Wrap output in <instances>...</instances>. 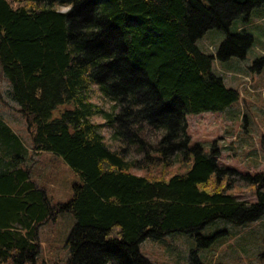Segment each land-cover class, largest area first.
<instances>
[{"label":"trees","instance_id":"trees-1","mask_svg":"<svg viewBox=\"0 0 264 264\" xmlns=\"http://www.w3.org/2000/svg\"><path fill=\"white\" fill-rule=\"evenodd\" d=\"M261 4L0 0V76L24 118L31 149L61 157L81 178L67 201L50 205L25 155L0 167V264H35L40 226L63 212L75 220L63 264H153L139 251L150 233L186 232L199 247L212 242L199 231L216 219L242 225L262 217L264 172L244 175L255 201L228 193L219 148L191 145L186 119L223 111L239 99L212 64L244 57L253 36L230 26ZM213 28L226 33L215 55L197 45ZM98 116L101 122L92 120ZM7 136L15 135L0 119V152L11 154L18 148ZM173 164L184 170L166 176ZM157 165L160 176L149 173ZM189 264H203L196 249Z\"/></svg>","mask_w":264,"mask_h":264},{"label":"rangeland","instance_id":"rangeland-1","mask_svg":"<svg viewBox=\"0 0 264 264\" xmlns=\"http://www.w3.org/2000/svg\"><path fill=\"white\" fill-rule=\"evenodd\" d=\"M243 27L253 36V43L244 57L232 56L225 61L215 58L212 64V72L221 76L227 86L236 88L239 99L223 111L189 113L186 119L191 145L200 143L208 150L214 143L219 148L217 164L228 170L221 176L222 183H229L226 191L239 199L253 202L256 199L255 187L244 175L264 172V64L254 65L256 58L264 56V4L253 8L247 20L236 18L230 30ZM225 34L223 30L209 29L197 40V45L201 50L215 55ZM93 101L105 109L109 107L108 102L96 95ZM17 107L8 94L7 81L0 76V119L31 148L24 118ZM63 108L60 106L56 109L54 115ZM92 120L101 122L102 118L98 116ZM101 132L106 141L112 144L110 130L103 127ZM30 157L27 163L32 167V178L38 184L43 177L40 187L45 190L50 205L67 201L72 196L73 184L81 182L79 175L61 157L51 152ZM183 170L180 164H173L167 168L165 175ZM132 171L137 174L147 172L138 169ZM149 173L160 176L163 171L157 165L151 166ZM74 221L70 213L63 212L51 215L40 226V251L35 264L65 262L69 254L65 240ZM199 232L202 236H213L212 242L198 247L195 236L186 232L174 231L164 235L150 233L139 244V251L153 264H189L192 249H196L203 264H264V215L242 225L216 219Z\"/></svg>","mask_w":264,"mask_h":264},{"label":"crops","instance_id":"crops-1","mask_svg":"<svg viewBox=\"0 0 264 264\" xmlns=\"http://www.w3.org/2000/svg\"><path fill=\"white\" fill-rule=\"evenodd\" d=\"M13 134L15 135L14 137L11 138L10 136L9 137L7 136L8 138L7 137L6 138L10 141L9 144H11V141H12L13 144L15 146H17L18 149H13V152L11 154H9L8 152H4V151L0 152V167L2 165L7 164L8 161L11 159V157H13L14 161L20 162L21 161V158L19 157L20 154L25 155L24 165L26 164L28 167H30V165H28V163H27V159H29L30 156H32V158H33V156L37 157L39 155H42L45 151L37 152V151L32 150L30 147H28L25 144V142L23 140H19V138L17 137V135L15 133H13ZM40 180H41V182L38 183L39 186H41V183L43 182V177Z\"/></svg>","mask_w":264,"mask_h":264},{"label":"bare ground","instance_id":"bare-ground-1","mask_svg":"<svg viewBox=\"0 0 264 264\" xmlns=\"http://www.w3.org/2000/svg\"><path fill=\"white\" fill-rule=\"evenodd\" d=\"M35 180V179H34Z\"/></svg>","mask_w":264,"mask_h":264}]
</instances>
